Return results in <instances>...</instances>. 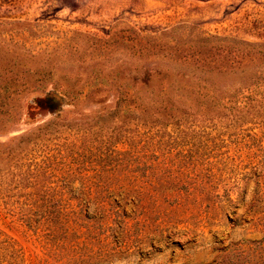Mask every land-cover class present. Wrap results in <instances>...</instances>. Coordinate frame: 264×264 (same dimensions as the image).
Masks as SVG:
<instances>
[{
  "label": "rangeland",
  "instance_id": "1",
  "mask_svg": "<svg viewBox=\"0 0 264 264\" xmlns=\"http://www.w3.org/2000/svg\"><path fill=\"white\" fill-rule=\"evenodd\" d=\"M0 264H264V0H0Z\"/></svg>",
  "mask_w": 264,
  "mask_h": 264
},
{
  "label": "trees",
  "instance_id": "2",
  "mask_svg": "<svg viewBox=\"0 0 264 264\" xmlns=\"http://www.w3.org/2000/svg\"><path fill=\"white\" fill-rule=\"evenodd\" d=\"M56 101H57L58 104L60 103V101L58 99H56Z\"/></svg>",
  "mask_w": 264,
  "mask_h": 264
}]
</instances>
